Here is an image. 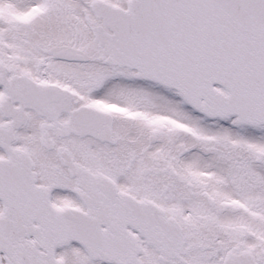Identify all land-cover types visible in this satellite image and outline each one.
<instances>
[{
  "label": "snow or ice",
  "instance_id": "1",
  "mask_svg": "<svg viewBox=\"0 0 264 264\" xmlns=\"http://www.w3.org/2000/svg\"><path fill=\"white\" fill-rule=\"evenodd\" d=\"M0 264H264V0H0Z\"/></svg>",
  "mask_w": 264,
  "mask_h": 264
}]
</instances>
